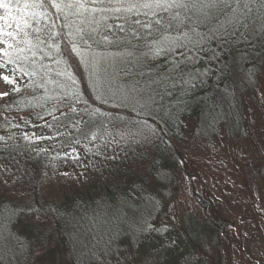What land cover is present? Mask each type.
I'll list each match as a JSON object with an SVG mask.
<instances>
[{"label":"trees","instance_id":"obj_1","mask_svg":"<svg viewBox=\"0 0 264 264\" xmlns=\"http://www.w3.org/2000/svg\"><path fill=\"white\" fill-rule=\"evenodd\" d=\"M26 2L32 0H19L21 11L13 9L11 14L28 18L31 10L23 9ZM231 4V8L221 4L206 9L204 11L210 13L207 16L192 8L154 10L156 15H144L149 10L141 9L140 15L106 12L86 18L69 16L67 28L62 27L66 23L63 17L57 18L56 10L49 8L51 20L63 36V39L56 37L61 54L49 47L51 22L47 18L39 23L29 19L28 28H23L21 21L32 48L19 54L27 59L0 67L3 75L15 79V85L2 80L8 95L0 98V126L16 133L15 138L12 135V140L0 144V158L20 162L16 177L24 180L28 189L22 210L31 206L44 215V210L53 205L56 211L63 213L65 223L53 221L41 227L24 223L23 218L30 213H16L13 202L0 191V246L1 240L9 244L15 242L31 259L42 264H78L81 257L75 242L84 232L79 216L97 206L120 208L122 198L130 209L140 211L147 194L159 197L156 216H160L165 184L156 175L166 172L187 200L179 228L188 246L187 261L213 264L206 256L196 254L205 247L206 234L220 251V241L230 239L226 231L229 217L225 208L215 211L208 199L196 193L193 167L180 152L178 143L184 118L201 123L209 134L222 131L229 139L249 136L245 110L247 108L248 118L250 100L255 99L260 82L264 83V30H261L264 0H231ZM6 12L0 8V16ZM234 17H242L246 23L247 28L241 31L250 37L247 42L239 33L220 37L222 27ZM137 20L141 23H136ZM147 23L151 28L142 26ZM118 26H123V30ZM77 29H83L79 35L85 36L87 44L79 40ZM6 30L15 31L14 28ZM23 31L16 34V41H21L19 47L26 48L22 43ZM69 31L72 36L67 35ZM70 40H75L80 55L72 52ZM4 47L0 44V49ZM4 59L0 55V64ZM21 67L29 74L24 75ZM67 73L74 77V84ZM15 86H19V92L12 90ZM75 86L78 91L73 90ZM137 99L145 100L146 112L133 111L124 102ZM13 114L23 116L14 119L2 116ZM37 130L42 131L39 139L30 141L31 134ZM89 146L108 155L106 163L98 165L102 170L109 172V166L119 162L107 152L116 149L127 152L131 158L141 159L144 171L128 173L119 162L117 170L113 169L119 174V182L113 179L97 186V194L89 195L85 199L89 204L80 211L73 209L68 195L59 199L42 189L38 191L40 173L37 169L51 153L87 152ZM148 226L152 236H157V229L164 223L156 221L155 217ZM148 236L142 237L146 241ZM125 239L126 235L117 237L114 242L119 244ZM142 241L139 240L140 245L137 240L130 242L126 249L125 253L134 252L133 262H141L149 252ZM154 241L159 246L157 237ZM99 254L104 258L115 257L117 253L109 248ZM151 264L183 263L162 257Z\"/></svg>","mask_w":264,"mask_h":264},{"label":"rangeland","instance_id":"obj_2","mask_svg":"<svg viewBox=\"0 0 264 264\" xmlns=\"http://www.w3.org/2000/svg\"><path fill=\"white\" fill-rule=\"evenodd\" d=\"M3 74L0 70V76ZM73 90L78 91L76 86ZM3 92H5L3 82L0 79V93ZM144 101L137 99L136 102H124L131 110L143 113L146 112ZM248 112L247 118L246 108L245 119L246 122L248 119L249 136L238 139H229L222 131L209 134L205 132L201 123L190 118H184L182 121L183 128L178 145L180 152L187 157L193 167L195 177L192 182L195 191L208 199L215 211L220 207L225 208L229 217L226 231L230 239L220 241V251L211 244L206 234L205 247L200 254H196L206 256L213 264H264V83L260 82L255 99L250 100ZM2 116L5 119H14L23 115ZM35 132L37 133L31 134L30 141L39 139L38 136L42 133L40 130ZM12 135L13 138L16 137V133L12 134L0 126L1 145L12 140ZM95 149L97 147L89 146L86 148L87 152L83 150L51 153L37 169L40 173L38 191L42 189V192L59 199L68 195L73 209L80 211L83 206L89 204L85 199L89 195L97 194V186L107 184L113 179L114 182H119V174H116V167H119L116 165L119 162L128 173L144 171L141 159L131 158L127 152L116 149L107 152L115 160L119 159V162L110 165L109 172L102 170L98 165L106 163L109 157L102 154L103 151ZM15 160L0 158V191L13 202L16 213L23 211L30 213L27 214L28 217L23 218L24 223L38 227L51 225L53 221L65 223L63 213L56 211L53 205L44 210V215L31 206H25L26 210H22L28 189L24 180L22 182L16 177L19 173L17 165L20 162ZM156 176L165 184L160 216H156L159 197H150L148 194L140 211L130 209L131 206L126 199L122 198L120 208L97 206L90 209L87 214L79 216L84 232H81V239L75 242L76 246L79 245L78 254L81 257L78 264H151L162 257L190 264L186 256L188 246L179 230L187 200L182 190L172 183L169 173L161 172ZM208 213L213 221L210 210ZM31 216L34 217L33 220L30 219ZM155 217L156 221L164 223V226L157 229V236H152L148 225L150 219ZM147 234L148 240L145 241L142 236ZM125 235L128 241L125 239L119 244L114 242L117 237L122 238ZM156 237L159 246L154 241ZM138 238L143 239L141 244L146 245L149 252L141 262L136 263L132 261L135 257L134 252H125L129 249L127 247L130 242L137 240L140 245ZM1 241L3 244L0 247L3 249H0V263L42 264L31 259L16 246L15 242L11 245L9 242L5 243L6 240ZM145 242L147 243L144 244ZM109 248L117 253L115 257L113 255L99 257V252H107Z\"/></svg>","mask_w":264,"mask_h":264},{"label":"snow or ice","instance_id":"obj_3","mask_svg":"<svg viewBox=\"0 0 264 264\" xmlns=\"http://www.w3.org/2000/svg\"><path fill=\"white\" fill-rule=\"evenodd\" d=\"M223 5L225 8H231V0H196V2H189V0H143V2H128V0H32V2L24 3L23 9L24 10H31L30 15L28 18L24 17H16L11 14L12 10L15 9L17 12L21 11L19 0H17L16 3H13L12 0H0V8L6 9L7 12L4 16H0V21H3L4 23L0 24V44H3L5 47L0 49V55H2L4 59V63L0 64V67H5L8 64H17L19 60L27 59V57H21V53H24L26 50L31 51L32 44L31 41L27 39L28 32L23 31L21 27V21L23 22V28H28L31 25L29 24L28 20L33 19L36 23H39L42 19H48L50 23V30H49V39L51 43L49 44L50 48H54L57 54H61L60 45L56 43V37L60 36L61 39H63V36L61 35L60 31L56 30V24L55 21L51 20V14L49 13L48 9L53 8L56 10L57 18L63 17L64 21L66 23L63 24L62 27L67 28L69 27V16H75L78 18H86L88 16H94L96 13H106V12H113V13H134L136 15H140L141 9H147L148 12L143 13L144 15H156V12L154 10H162V11H168L172 8H192L197 9L200 11L204 16L209 15L210 13L207 11H204L206 9H212L217 8L220 5ZM247 7V5H245ZM42 10V11H38ZM177 15H179L177 13ZM39 17V19H36ZM103 18V17H101ZM191 21V18H187ZM136 23H141L139 20L136 21ZM156 23L159 24V19L156 20ZM143 27L151 28V24H143ZM121 30H123V26H118ZM14 28L15 31L6 30V29H12ZM229 28H231V32H229ZM247 25L243 22L242 17H234L232 19H229L225 26L222 27V29L219 32V35L221 38L227 35L236 36L237 33H239L240 37L247 42L250 40V37L244 32L241 31L242 29H246ZM193 31H195V26L192 28ZM264 30V26H262V29ZM23 31V37L22 43L25 44L27 47H19L18 45L21 43V41H16V34ZM83 29H77V35L81 42L84 44H87L88 41L83 35H79L80 32H82ZM67 35L72 36L73 33L69 31ZM4 37H7V39H4ZM105 40L108 39V37H104ZM15 41V43L10 42ZM44 41H41L43 43ZM69 43L72 46V52L76 53L77 55H80V52L78 50V46L75 42V40H70ZM90 47V45H89ZM159 50H157L158 53ZM35 55V53H33ZM83 62V58H82ZM20 71L24 75H28L23 67L20 68ZM69 80L74 84L75 79L72 77L70 73H67ZM0 79H2L6 84L8 85H15V79L13 77H10L8 75L0 76ZM15 92H19L20 88L19 86H15L12 89ZM7 92L0 93V98L7 96ZM106 102V101H104Z\"/></svg>","mask_w":264,"mask_h":264}]
</instances>
